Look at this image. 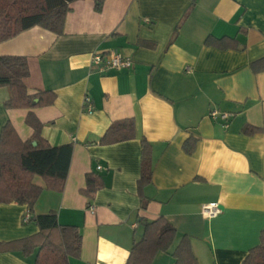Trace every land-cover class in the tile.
Returning a JSON list of instances; mask_svg holds the SVG:
<instances>
[{"label": "crops", "instance_id": "obj_1", "mask_svg": "<svg viewBox=\"0 0 264 264\" xmlns=\"http://www.w3.org/2000/svg\"><path fill=\"white\" fill-rule=\"evenodd\" d=\"M225 39L226 47L206 38ZM118 51L131 68L98 71L94 53ZM1 55H23L30 94L52 91L54 102L33 110L51 145L71 143L70 168L61 191L43 187L33 212L17 202L0 204V242L38 232L31 215L57 212L62 225L82 235L69 264H125L143 235L142 219H168L176 243L187 234L199 264H243L264 228V70L250 64L264 57V0H75L64 31L39 26L0 42ZM0 86V132L11 122L22 140L32 128L26 108H6ZM92 99L93 111L84 106ZM213 109L232 113L229 126ZM134 122V137L102 144L118 120ZM250 124L262 128L245 134ZM151 146L152 177L140 182L142 140ZM191 148V152L186 150ZM88 173L101 178L84 195ZM222 209L212 218L203 203ZM152 264H174L172 251ZM0 264H36L35 252H0Z\"/></svg>", "mask_w": 264, "mask_h": 264}, {"label": "trees", "instance_id": "obj_2", "mask_svg": "<svg viewBox=\"0 0 264 264\" xmlns=\"http://www.w3.org/2000/svg\"><path fill=\"white\" fill-rule=\"evenodd\" d=\"M75 0H0V42L15 37L33 26H39L56 34L64 31L66 14L70 3ZM105 0H94V10L100 12ZM225 39L208 36L207 44L227 46ZM230 44L237 40L227 39ZM254 72L264 70V57L250 64ZM28 59L23 55L0 54V86L8 88L6 108H26L25 122L32 130V136L22 140L11 122H7L0 132V204L17 202L33 212L34 205L43 187L36 184L35 176L45 182V188L61 191L64 188L70 168L73 146L71 143L51 145L42 135L44 123L34 112L38 106L54 102L52 91L30 94L24 83L29 75ZM134 122L131 119L118 120L110 125L101 137L102 144L124 141L134 137ZM262 128L246 124L245 134H253ZM33 142H36L34 145ZM142 172L140 182L147 183L152 177L151 146L142 140ZM191 152V148L186 146ZM101 186V178L96 173H88L84 195L92 196ZM38 226V232L30 236L7 242H0V252L19 250L25 255L35 252L36 264H69V258L78 257L82 246V235L77 226L62 225L57 212L34 214L30 221ZM143 235L133 243L125 264H152L156 255L169 251L175 244L172 255L174 264H199L192 249L190 236L183 235L176 243L177 229L165 217L142 219ZM243 264H264V228L259 242L249 249Z\"/></svg>", "mask_w": 264, "mask_h": 264}, {"label": "built area", "instance_id": "obj_3", "mask_svg": "<svg viewBox=\"0 0 264 264\" xmlns=\"http://www.w3.org/2000/svg\"><path fill=\"white\" fill-rule=\"evenodd\" d=\"M92 66L98 71H106L111 68H131L133 67V61L130 58L123 56L118 51H110L106 54L94 53L92 56ZM84 106L89 112L93 111L92 99L89 96L84 98ZM212 118H220L224 121V127L229 126V120L233 116L232 113L213 109L210 112ZM220 205L216 202L203 203L201 205V213L206 218H212L217 216L221 212ZM32 215L30 212H26L22 217L24 222L30 221Z\"/></svg>", "mask_w": 264, "mask_h": 264}, {"label": "water", "instance_id": "obj_4", "mask_svg": "<svg viewBox=\"0 0 264 264\" xmlns=\"http://www.w3.org/2000/svg\"><path fill=\"white\" fill-rule=\"evenodd\" d=\"M33 144L35 145V144H36V142H33Z\"/></svg>", "mask_w": 264, "mask_h": 264}]
</instances>
